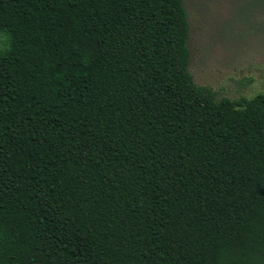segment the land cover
<instances>
[{"label": "trees", "instance_id": "16d2710c", "mask_svg": "<svg viewBox=\"0 0 264 264\" xmlns=\"http://www.w3.org/2000/svg\"><path fill=\"white\" fill-rule=\"evenodd\" d=\"M0 264H264V93L190 70L185 0H0Z\"/></svg>", "mask_w": 264, "mask_h": 264}, {"label": "rangeland", "instance_id": "374dc122", "mask_svg": "<svg viewBox=\"0 0 264 264\" xmlns=\"http://www.w3.org/2000/svg\"><path fill=\"white\" fill-rule=\"evenodd\" d=\"M190 70L218 97L264 93V0H185ZM7 37L0 32V47Z\"/></svg>", "mask_w": 264, "mask_h": 264}]
</instances>
